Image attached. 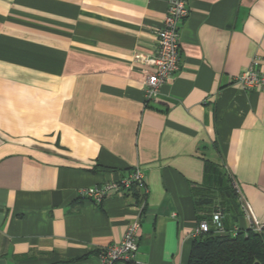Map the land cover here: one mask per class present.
Here are the masks:
<instances>
[{
	"label": "crops",
	"instance_id": "0c3cea01",
	"mask_svg": "<svg viewBox=\"0 0 264 264\" xmlns=\"http://www.w3.org/2000/svg\"><path fill=\"white\" fill-rule=\"evenodd\" d=\"M171 0H0V260L97 264L140 218L136 264H187L192 186L218 165L264 238V0H183L180 70L145 97ZM136 56H139L137 59ZM139 170L135 204L78 191Z\"/></svg>",
	"mask_w": 264,
	"mask_h": 264
},
{
	"label": "built area",
	"instance_id": "2783aa9c",
	"mask_svg": "<svg viewBox=\"0 0 264 264\" xmlns=\"http://www.w3.org/2000/svg\"><path fill=\"white\" fill-rule=\"evenodd\" d=\"M189 9L183 0H171L167 7L162 27L156 33L155 50L145 59L148 70L145 71V97L147 100L159 96L161 88L173 78L180 70L179 31L183 22L188 18ZM138 59L139 56H136ZM233 84L243 91L264 90V65L258 60H253L248 69L233 78ZM140 188L145 191L144 178L139 170H134L118 181L104 182L78 191L80 198L89 200L94 204L101 203L111 196L131 197V189ZM240 201V200H239ZM143 206L141 201L135 204ZM244 216L250 219L249 211L241 202ZM220 214L212 217L214 233L225 234L221 225ZM252 225V223H251ZM257 230L259 227L253 225ZM140 228V218L130 221L116 245H110L99 250L97 264H136L138 239L137 233ZM210 231L207 222L196 224L192 237L203 236Z\"/></svg>",
	"mask_w": 264,
	"mask_h": 264
},
{
	"label": "trees",
	"instance_id": "16d2710c",
	"mask_svg": "<svg viewBox=\"0 0 264 264\" xmlns=\"http://www.w3.org/2000/svg\"><path fill=\"white\" fill-rule=\"evenodd\" d=\"M142 190L133 187L131 197L138 202ZM197 223L205 221L209 233L193 239L187 264H264V238L253 225L240 229L244 216L238 193L225 172L212 162H205L203 182L192 186ZM220 214L225 234L214 233L212 217Z\"/></svg>",
	"mask_w": 264,
	"mask_h": 264
},
{
	"label": "water",
	"instance_id": "95a60500",
	"mask_svg": "<svg viewBox=\"0 0 264 264\" xmlns=\"http://www.w3.org/2000/svg\"><path fill=\"white\" fill-rule=\"evenodd\" d=\"M0 264H5V262H4V261H2V260H0Z\"/></svg>",
	"mask_w": 264,
	"mask_h": 264
}]
</instances>
